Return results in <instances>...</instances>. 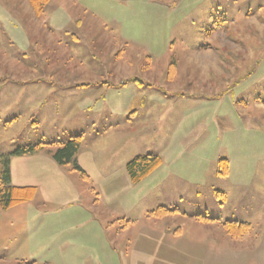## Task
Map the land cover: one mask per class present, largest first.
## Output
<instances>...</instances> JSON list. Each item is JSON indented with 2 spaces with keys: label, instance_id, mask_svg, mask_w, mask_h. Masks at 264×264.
<instances>
[{
  "label": "rangeland",
  "instance_id": "374dc122",
  "mask_svg": "<svg viewBox=\"0 0 264 264\" xmlns=\"http://www.w3.org/2000/svg\"><path fill=\"white\" fill-rule=\"evenodd\" d=\"M86 89L88 97L65 93ZM128 108L141 110L129 130L121 119L114 134L93 135L110 114L120 123ZM94 116L98 127H87L84 120ZM79 128H85L82 155L92 156L95 168L110 171L109 185L118 189L100 194L91 210L100 223H110L103 228L114 239L115 264L123 263L129 240L138 248L139 235L177 230V264L233 260V248L216 239L221 232L228 236L226 230L197 216L232 221L249 218L251 210L262 216L264 0H51L39 16L28 0H0V153L61 141ZM146 154L159 155L162 164L127 187L125 165ZM220 154L231 159L232 169L231 177L226 178L229 172L218 176L222 185L192 176L206 169L204 159ZM14 160V182H35L38 195L29 202L48 207L46 189L29 171L31 163ZM93 173L92 180L101 182ZM221 187L225 197L214 193ZM159 206L178 212L147 216ZM21 207L22 218L28 205ZM11 211L0 210V226L10 222ZM124 220L131 221L126 231ZM249 225L245 235L264 230ZM20 227L21 221L19 234L27 233ZM162 242L170 244L165 236ZM34 251L37 264L49 260L37 242Z\"/></svg>",
  "mask_w": 264,
  "mask_h": 264
},
{
  "label": "crops",
  "instance_id": "0c3cea01",
  "mask_svg": "<svg viewBox=\"0 0 264 264\" xmlns=\"http://www.w3.org/2000/svg\"><path fill=\"white\" fill-rule=\"evenodd\" d=\"M89 85L90 84L88 83L80 84V86ZM89 90L90 89L65 90L66 92H64L69 96H85L86 94L88 97V94L90 93ZM63 93H61V97H63ZM128 109V112H126L128 114L121 116L122 118H120V123H116L115 118H113L110 114L109 119H105L107 122L101 125L100 130H96L95 134L93 133V135H96L97 137L103 133L114 134L116 132L115 130L121 125V119L124 122H127L126 129L129 130V124L132 123L135 118H137L139 111L141 110L134 109L132 111L130 108ZM90 111L91 110H89V112ZM113 111L116 110L114 109ZM89 112L87 113L90 114ZM164 114H170V111H167ZM95 118L96 116L87 118L84 120V123L87 121V127L88 125L98 127L100 121H98V119L95 121ZM161 118H164L166 121L168 120L167 115H163ZM13 120L14 118L10 119L9 121L11 122ZM94 127H92V129H94ZM84 131L85 128H83V131H81L79 128V131L77 132L70 134H68V132L66 133V139L61 140V142L67 140L71 136L79 134L82 135L83 139ZM81 149H83V147ZM81 149L77 153L76 161L82 170L87 174L89 181H84L78 174L75 175L76 173L71 172L67 167L56 164L52 160L50 154L45 153V151L10 158L9 170L11 185L15 187H34L35 195L32 199L34 202L38 195V185L35 182H27L25 180L21 182H14V173L12 170V162L15 161V158L23 161L25 160L26 162L29 161L31 163L29 171H32L34 175L39 178L38 181L39 185H41V188L43 187L46 189L49 201L48 205H50L47 207V204L45 203L34 204L27 201L17 205V207L15 206L7 210L0 209L1 212H8L12 210L11 216L9 217L10 222L7 225L0 226L1 235L5 233L9 234L5 237H0V264H37V261L34 258L36 242L37 245L49 252L46 254V257H48L49 260L44 258V264H115V260L118 259V256L115 254L117 249L115 248L114 244H112L114 239L108 235L106 236V233H104L105 230L103 228V225L107 224L108 226L110 223H100L99 219L95 217V214H92L91 210L95 206L98 207L100 202V194L104 195L109 192L113 193L114 191L117 193L118 189L112 184L109 185L108 179L111 175L110 171H107V169L99 170L100 168H95L93 165L92 156L86 157L85 154L82 155ZM224 157L225 156L220 154L214 158L208 157L206 160L204 159L202 162L206 169L200 173H192V176L202 178L205 175L210 179L220 182L222 185V181H220L222 178H219L215 173L218 161L220 159L228 160L229 175L226 178L229 176L231 177L232 171L231 159ZM35 162L42 164V167H38ZM93 171L101 182H98L97 180L94 182L92 180V176L94 175ZM65 172L68 173L69 176H66ZM127 178L124 177L123 180L128 187L130 186L129 184L132 183L130 182L129 178ZM197 183L201 184L200 182ZM239 183L238 186L240 188L245 185V183H242L241 185H239ZM214 189H218L214 190L215 193V191H221L219 189H222V187ZM257 199H255V202H257ZM254 203L249 204L254 205ZM143 204L144 206L146 205L145 201ZM24 205H28V208L22 214V219L21 216L18 215V212L20 211H18L17 208L22 206L21 209H23ZM162 205L170 206L171 204ZM36 206L40 207L41 209H36ZM32 207L33 211H30ZM136 207L137 204H135L134 208ZM44 208H46V210ZM63 210H65V212L67 210L68 211L63 215H60V212ZM260 210V213L262 212V216H258L253 212V210H251V215L249 218H239V220L232 221L249 223L252 225L254 231L257 230V227H259L258 225H262L264 228V204ZM65 216L69 217L64 219ZM40 218H43L44 220L40 223V225L38 224L37 229L34 228L33 230L34 223ZM217 218L220 220L222 219L218 216ZM18 221H21L20 228L26 230L27 233L19 234ZM130 226L131 224H129L124 229L122 228V231H126ZM28 227L30 233L28 231ZM74 227L75 229H73ZM99 229L102 234L93 232L94 230L97 231ZM211 230L212 229H210V231ZM178 233L179 232L177 230L175 234L168 233L166 235H151L155 236L154 240L152 239L154 241L153 244H148V239H151V236L139 235L138 248L135 245L131 246V241L129 240V246L127 245L124 247L125 250L123 251L122 264H148L153 259L156 261L158 259V264H177L179 258L176 254L178 250L181 249L178 244L180 238ZM217 235L218 236L216 239H220L219 241H222L227 249H229V245L233 248V252L231 253L233 260L229 259L223 264H264V230L262 233H251L237 239L223 235L222 232L218 233ZM163 236H165L167 239L169 238L170 244H163ZM132 241H134V239Z\"/></svg>",
  "mask_w": 264,
  "mask_h": 264
},
{
  "label": "trees",
  "instance_id": "16d2710c",
  "mask_svg": "<svg viewBox=\"0 0 264 264\" xmlns=\"http://www.w3.org/2000/svg\"><path fill=\"white\" fill-rule=\"evenodd\" d=\"M51 0H28L29 6L33 13L37 16L44 12V8ZM82 135H75L69 137L67 140L61 142H43L38 141L33 144L18 147L16 150L0 154V209L7 210L21 203L30 201L35 195V188L15 187L10 183V170L9 163L11 157H18L24 155L34 154L40 151H45L50 154L52 160L60 165L67 167L71 172H74L80 176L84 181H89L87 174L82 170L76 161L77 153L80 149ZM52 147H55L54 149ZM162 160L157 154H146L142 156H136L125 165V170L130 182L134 185L142 182L147 176L154 172L160 165ZM229 172V163L226 159H221L217 163L216 174L219 177H226ZM217 196H224V193L215 191ZM178 212V208H171L165 206H159L154 210L148 212L147 216L152 218H162L168 214H174ZM199 220L208 222H219L228 236L231 238H237L244 236L246 232L250 231V225L245 222L238 221H221L218 218L209 217L207 215H198ZM131 221L124 220L121 228H126Z\"/></svg>",
  "mask_w": 264,
  "mask_h": 264
}]
</instances>
